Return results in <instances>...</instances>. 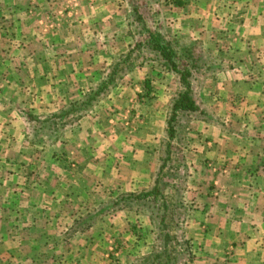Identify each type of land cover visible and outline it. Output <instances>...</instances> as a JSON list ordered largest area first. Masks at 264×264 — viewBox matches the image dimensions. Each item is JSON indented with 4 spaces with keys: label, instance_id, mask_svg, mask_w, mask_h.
Returning <instances> with one entry per match:
<instances>
[{
    "label": "rangeland",
    "instance_id": "rangeland-1",
    "mask_svg": "<svg viewBox=\"0 0 264 264\" xmlns=\"http://www.w3.org/2000/svg\"><path fill=\"white\" fill-rule=\"evenodd\" d=\"M123 1H128L125 5L129 17L118 19L123 2L111 0L114 16L98 12L100 7L94 6L100 19H91L94 26L87 29L89 20H76L75 15L64 17V13L76 10L77 3L70 4V0H0V78L14 75L19 79V100L10 104L23 114L17 121V140L12 138V131L0 130V142L29 146L21 154L22 160L30 164L28 191L33 192L30 197L24 196V205L28 202L35 211L28 235L53 237L43 243L32 240V251L40 248L58 255L67 252L61 253V262L53 254L40 260L41 264L75 260L71 250L80 255L81 262L87 254L100 257V253L103 256L110 252L107 257H118L120 249L115 248L118 244L113 239L127 242L132 235L140 239L136 243L133 239L132 243L141 246V260L136 264L152 262L163 249L166 230L160 231L158 220L163 211L150 202H120L121 195L147 191L158 180L164 199L172 197L171 220L182 218L177 209L186 200L183 194L189 182L185 173L187 157L201 154L192 145L200 144V150L204 148L202 142H228L217 149L226 156V151L233 148L229 142H250V33L242 32V24L236 25L237 33L228 31L220 22L216 28L210 29L207 24L202 29L206 22L203 24L199 18V2L190 3L189 7L187 3L178 4L176 8L174 0ZM182 11L190 19H183ZM138 15L141 21H137ZM107 24H114L116 29H109L108 34L99 32ZM146 29L172 42L181 63L199 66L195 71L194 98L204 114L180 116L172 139L166 122L182 87L156 55L132 50L138 33L146 35ZM85 44H89V49L84 48ZM259 54L254 55L257 61ZM208 63L212 65L209 67ZM227 69H237L236 76L242 81L233 80V92L229 88L205 99L206 86L214 90L216 74L222 77ZM113 70L116 73L112 83L87 106L80 104L86 101V92L107 81ZM144 80L150 82V96L145 95ZM204 125H213L207 128L208 135L201 130ZM17 150H23L22 146L8 148L0 155L13 159L11 155ZM9 163L13 169L24 171L22 165L17 166L12 160ZM209 164L213 166L209 162L208 168ZM30 188H35L36 193ZM21 195L23 192L18 190L9 196V200L21 204L17 210L23 208ZM161 202L159 198L156 204ZM178 223L169 229L171 235L179 233ZM20 230L15 228L18 233ZM101 246L102 252L98 249ZM31 259L39 262L34 253Z\"/></svg>",
    "mask_w": 264,
    "mask_h": 264
},
{
    "label": "crops",
    "instance_id": "crops-1",
    "mask_svg": "<svg viewBox=\"0 0 264 264\" xmlns=\"http://www.w3.org/2000/svg\"><path fill=\"white\" fill-rule=\"evenodd\" d=\"M110 1L105 0L103 3L102 0H70V4L77 3L76 10L73 9L71 12L64 13V17L75 15L76 20H89L87 29L93 28L94 25L90 20L94 19L97 22L95 18L100 19L99 10L108 16H114V6L113 4L110 5ZM120 1L124 4L122 3L123 7L117 13V15L119 14L117 18L124 20L126 16L129 17L125 5L128 4V1ZM163 1L161 0V2ZM166 1L170 2V0ZM176 1L183 5L187 3L188 7L190 3L199 2V18L202 19L203 24V21L206 22L202 29H205L207 24L210 29L216 28L220 22L228 31L233 30L237 33L238 26L236 25L241 23L240 29L244 28L242 32L250 33V142H229L233 148L231 151H226V156L221 155L217 149L228 142H202L204 148L200 147V150H198L200 144L192 145L196 147L194 151H199L201 154L194 155L195 157L190 155L187 157L188 170L185 173L188 174L189 182L183 194V200H186L185 202L182 201V205L179 204L177 209L182 212V218L171 220V226H177L176 224L179 222L178 225L181 228L179 233L177 231L172 234L171 241L167 246V250L172 252L171 255L177 256L176 261L173 263V260L171 264H264V0ZM178 4H176V8L179 7ZM94 6L100 7V9L97 8L98 12L92 9ZM236 7L238 10L234 12ZM228 8H232V10ZM107 10L108 12H106ZM184 12L182 11V14L185 15L183 19H190V16ZM101 21L104 22V18ZM187 25H190V20ZM103 27L99 32L103 31L106 34H108L109 29H116L114 24H109V26L107 24L105 28ZM76 29L78 30L79 27ZM85 45V47L80 46V49L82 47L89 49V44ZM42 51L45 54V51ZM259 52L261 53L259 54ZM255 54L260 55L258 61L254 59ZM210 65L212 64L208 63L209 67ZM145 69L146 67L143 66L142 70ZM224 73L222 77L216 74L218 78L214 90L206 86L204 90L205 99L211 98L212 94L215 95V93L223 94V91L229 88L233 92V80L242 81V78L236 76L239 73L237 69L235 71L227 69ZM195 75L191 81L193 86ZM13 76H11L12 78H0V125L3 127L0 130L12 131V138L17 140L19 134H15L16 130H19L17 121L23 118V114L19 111L20 109H15L10 104L19 100L17 92H20V88H18L20 81ZM138 92H141L140 88ZM159 93H161L160 90L156 92L157 95ZM196 103L201 107L197 100ZM216 114L219 115V112ZM213 125L208 127L211 129ZM207 128L205 125L204 129L201 128L205 135H208ZM139 143L144 145L147 142ZM19 146H22L23 150H17L13 156L11 155L12 158L14 157L13 159L2 158L3 156L0 155V264H41L40 260H47L56 253L41 251L40 248L38 251L31 249L32 240L43 243L47 238L53 240V237L46 235L31 238L28 235L35 222V211L31 209L28 202L24 205V196L30 197L33 192L28 191L30 174L27 173V169L30 164L22 160L21 154L24 149L28 151L29 146H24L22 142H0V152L3 153L8 148L10 150L11 147ZM242 147H247V149L240 150ZM9 160H12L17 166L22 165L24 171L20 172V170L13 169L12 166L8 165L10 164ZM118 162L120 161L118 160ZM209 162H212L213 166L209 164L208 168ZM44 166L46 167V163ZM34 189L30 188V190ZM134 189L131 192H134ZM18 190L23 192L22 198L20 197L23 208L20 207V210H17V206L21 204H15L14 201L9 200V196ZM34 192L36 193V190ZM120 193L124 192L120 191ZM29 219H31L30 225L28 224ZM108 226H111V222L108 223ZM114 226L112 224V228ZM119 226L114 229L115 232ZM16 227L17 229L21 228L20 233L15 231ZM111 237L113 234L108 236V240ZM115 239H113L114 243L118 244L115 248L119 247L118 251L120 249L118 257H112V255L107 257L110 252L101 256L100 252L104 250L101 246V248L98 247L101 250L98 251L100 257L95 256V254H87L84 262H81L80 255L71 250L70 255L74 256L75 260L71 259V261L61 264H136L138 259L141 260L138 256V248L141 246L133 244L140 240L139 237L136 239L132 235L127 242L119 241V243ZM133 239L135 241L132 243ZM187 245L189 246L188 250ZM175 247L179 253L175 251ZM168 252L167 254H169ZM32 253L39 258L38 263L36 259L35 261L31 259ZM61 253L64 252L61 251ZM61 253L56 254L55 257L60 262L62 260ZM131 256H133L132 260L130 259Z\"/></svg>",
    "mask_w": 264,
    "mask_h": 264
},
{
    "label": "trees",
    "instance_id": "trees-1",
    "mask_svg": "<svg viewBox=\"0 0 264 264\" xmlns=\"http://www.w3.org/2000/svg\"><path fill=\"white\" fill-rule=\"evenodd\" d=\"M174 4H178V2L174 0ZM136 19L137 21L142 20L141 16L139 15L136 17ZM144 31L147 32V34L142 36L140 32V35L138 33V39L136 40L132 50H145L148 53L156 55L166 70L177 77V82L180 85V88L182 87L171 104L170 115L166 122L167 134L169 139H172L176 132V126L178 125L180 116L187 117L188 115L204 114L203 109L196 103L194 98V86L190 81V79H192V77L196 74L195 71L199 70V66L197 67V64L190 65L187 62V64L181 63L178 58V53L176 52L172 42L165 40L158 32L148 31L147 29ZM125 57V59H127L128 55ZM115 73L116 71L113 70L108 80L102 81V83L95 90H88L85 94L86 101L81 102L80 104L87 106L89 103L95 100V98L98 97L110 83H112ZM143 88L146 90L145 95L150 96L151 86L148 80H144ZM138 96L140 98L142 97L141 95ZM168 146L171 147V145ZM167 154L166 160L169 159V153ZM120 198V202L128 204L142 202L144 205L150 202L151 204H154L157 210L162 209L163 212L160 216H158V220L160 231L164 232L166 230V233L163 235V249L160 253L156 254L152 259L153 261L149 262L148 264H171L173 260L174 263L176 257L171 256L170 252L167 250L168 243L171 241L172 237V235L169 233V229L171 228V214L169 215V213L173 211V209H171L173 206L169 204V201L172 200V197L169 196L164 199V196L161 194L158 186V180H156L151 189L147 191L137 194L130 193L128 195L121 196ZM159 198L162 199V202L160 205H157L156 203L158 202ZM167 252L169 254H167Z\"/></svg>",
    "mask_w": 264,
    "mask_h": 264
}]
</instances>
